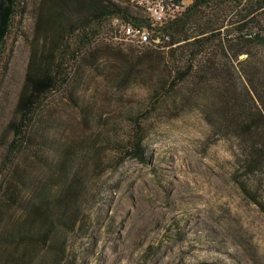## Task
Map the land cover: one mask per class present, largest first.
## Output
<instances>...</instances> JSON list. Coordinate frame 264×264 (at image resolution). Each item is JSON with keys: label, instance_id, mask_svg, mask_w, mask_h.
Segmentation results:
<instances>
[{"label": "rangeland", "instance_id": "374dc122", "mask_svg": "<svg viewBox=\"0 0 264 264\" xmlns=\"http://www.w3.org/2000/svg\"><path fill=\"white\" fill-rule=\"evenodd\" d=\"M23 1L26 13L15 21L3 57L8 69L0 67V184L13 137L7 126L16 115L40 4ZM112 1L132 16L150 18L143 0ZM104 37L109 45L131 46L117 39L113 23ZM127 53L87 69L83 83L78 74V104L68 90L48 95L45 120L35 122L42 134L56 139L48 158L66 162L62 175L44 162L47 188L59 191L76 171L87 183L65 264H264V215L232 178L231 145L210 133L195 104L159 99L158 74L139 58L131 61L140 64L132 73L138 72L137 78L125 82ZM139 116L145 165L123 152ZM25 159L21 153L18 163Z\"/></svg>", "mask_w": 264, "mask_h": 264}, {"label": "trees", "instance_id": "16d2710c", "mask_svg": "<svg viewBox=\"0 0 264 264\" xmlns=\"http://www.w3.org/2000/svg\"><path fill=\"white\" fill-rule=\"evenodd\" d=\"M162 1L167 12L155 24L132 16L112 0H40L16 115L7 126L13 137L8 171L0 184V264H65L67 238L80 227L79 204L87 183L76 171L68 174L59 191L47 188L45 163L62 175L66 162L59 165L48 158V147L56 139L42 134L35 122L45 120L42 105L48 95L68 90L69 99L78 104V74L83 83L87 69L96 70L102 61L125 51L131 60L124 81L137 78L138 72L132 73L140 64L131 61L139 58L158 74L159 99L195 104L210 133L231 145L232 178L264 215V0H192L186 7L185 0ZM25 13L23 0H0L4 71L9 64L3 61L7 40ZM116 19L146 29L149 42L109 45L104 34ZM141 118L123 152L145 165L148 151ZM21 153L26 159L20 164Z\"/></svg>", "mask_w": 264, "mask_h": 264}, {"label": "built area", "instance_id": "2783aa9c", "mask_svg": "<svg viewBox=\"0 0 264 264\" xmlns=\"http://www.w3.org/2000/svg\"><path fill=\"white\" fill-rule=\"evenodd\" d=\"M143 6L153 23L158 24L165 18L167 7L162 0H143ZM118 40L128 44L143 45L150 40L149 32L144 28H138L114 21Z\"/></svg>", "mask_w": 264, "mask_h": 264}]
</instances>
